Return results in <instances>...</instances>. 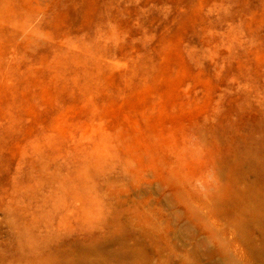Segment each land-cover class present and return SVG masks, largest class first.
Listing matches in <instances>:
<instances>
[{
    "label": "rangeland",
    "instance_id": "rangeland-1",
    "mask_svg": "<svg viewBox=\"0 0 264 264\" xmlns=\"http://www.w3.org/2000/svg\"><path fill=\"white\" fill-rule=\"evenodd\" d=\"M0 264H264V0H0Z\"/></svg>",
    "mask_w": 264,
    "mask_h": 264
}]
</instances>
